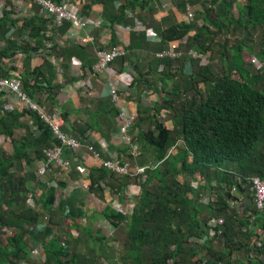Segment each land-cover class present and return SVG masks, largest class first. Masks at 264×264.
<instances>
[{"label":"trees","instance_id":"16d2710c","mask_svg":"<svg viewBox=\"0 0 264 264\" xmlns=\"http://www.w3.org/2000/svg\"><path fill=\"white\" fill-rule=\"evenodd\" d=\"M162 2L169 5V16L160 23L156 17ZM187 5L193 8L194 20L178 22L174 10L184 15ZM95 6L103 8V18L111 26L131 27L130 44L115 45L124 46L128 54L149 50L148 28L160 39L153 53L149 52L148 71L138 68L141 80L135 84L163 97L150 107H139L136 126L130 132L131 145L140 150L137 165H160L149 170L144 181L118 178L103 168L90 169L91 193L103 202L110 199L108 190L113 198L123 199L128 185H137L140 197L128 217L111 206L98 207L87 215L84 201H78L74 194L53 208L56 195L66 186L64 182H56L55 188L48 186L38 200L42 212L37 213L26 208V194L33 193L27 185L36 180V173L20 174L21 163L43 160L42 149L52 147L55 141L40 120L26 110L1 115L0 134L12 142L13 152L6 154L0 148V264H113L110 259L119 264L115 257L120 264H231L233 257L245 250L255 254L250 264H264L260 258L264 256V212L253 208L252 216L243 220L226 194L228 190L245 192L252 178L264 181V0H81V14L89 16ZM138 10L141 13L137 15ZM15 13L7 1L0 17V78L11 76L15 69L7 68L5 60L21 51L26 54L19 75L22 89L40 104L45 94L51 102L61 86L54 84L55 66L47 59L42 66L31 65L33 53L41 49L49 53L42 35L46 21L35 16L15 17ZM137 21L143 27L135 32ZM70 27L65 23L55 30L63 35ZM25 35L35 40L36 46L19 43ZM170 47L184 56L158 60L156 55ZM63 49L56 46L53 52L69 58L83 50ZM190 51L207 56L208 63L192 60ZM129 58L127 55L116 61L123 65ZM163 111L170 113L172 130L158 120ZM27 114L34 117L39 133L32 137L29 130L15 139L18 120ZM63 115L66 118L67 114ZM91 115L84 127L70 130L65 125L64 131L85 145L93 142L85 140L86 131H95L111 146L112 137L119 133L120 111L102 109ZM94 145L103 159L109 160L100 144ZM63 156L75 160L68 150ZM73 173L68 178L77 181ZM196 178L205 184L203 188L197 190L192 184ZM44 188L47 186H41ZM206 191L216 192L215 202L202 203ZM202 209L209 213L208 222L200 218ZM101 219L115 229L114 239L108 240L102 230L94 231V224ZM64 220L67 228L62 226ZM213 220L220 223L212 227ZM42 223L45 228L40 231L37 228ZM67 229L77 232V237H70ZM8 230L11 235L6 236ZM33 245L41 248L44 260L32 258Z\"/></svg>","mask_w":264,"mask_h":264},{"label":"crops","instance_id":"0c3cea01","mask_svg":"<svg viewBox=\"0 0 264 264\" xmlns=\"http://www.w3.org/2000/svg\"><path fill=\"white\" fill-rule=\"evenodd\" d=\"M80 12L82 13L81 8L79 7ZM141 11H136V14H140ZM176 17L178 19V22H182L183 15H180L177 11H175ZM131 15V14H130ZM133 15V14H132ZM92 21H100L103 18V8L101 6H95L90 11V15L87 16ZM156 21L161 22V16L157 14ZM139 30L142 29L141 27L138 28ZM136 27H134V31L136 32L138 30ZM93 31V34L97 38V43L95 45H87V46H80L74 43L73 41L65 42L59 46H57V50L61 51V48L64 47L67 49H74V51L80 52V48L83 50L82 53H79L78 56H70L69 58H61L59 55H57L56 52H52L51 56L52 59H47L46 61H50L56 68L55 73V80L54 84L61 85L60 89L58 91H54V98L51 99V102L48 100L47 95H43L41 100L44 107L49 111H59L62 115L67 114L65 121L66 126L68 129L73 128H79V126L84 127L85 123L89 122L91 120V114L96 115L97 111L105 109L107 112H112V108L117 109L118 111L123 110L126 115L130 114H137L139 113V107L141 105L143 106H152L156 102H160L162 100L163 95L154 94L151 91L147 90L140 84L132 88H130L129 83L132 81L137 82V80H141L139 78V69H141L142 72L146 73L148 71V65H147V59L150 56L151 53H153L154 48L160 43V39L157 35V33L154 32V29L148 28L146 29V42L149 45V50L143 49H137L135 51L129 52L128 57L129 61H126L123 65L121 64L120 60L113 63L108 71H105L101 74H98L96 76L89 77L88 69L90 65L95 64L96 62V49L101 44L105 48H111L115 45H129L131 41V36L133 30L130 26L126 25H110L108 23H101L100 27L95 28ZM65 34V33H64ZM63 34V35H64ZM58 40H61V38H58ZM144 44H142V47ZM56 50V51H57ZM151 52V53H149ZM50 53V52H49ZM56 53V54H55ZM44 60L41 58H35L32 59L31 65L32 67H39L44 64ZM135 74L133 76L132 74ZM76 78V80L74 79ZM109 81H113L114 84H116L119 87V93H120V102L119 104H114L110 97L109 87L108 83ZM159 89V88H158ZM89 91H92L91 95H89ZM147 91V92H146ZM76 94V95H75ZM75 95V96H74ZM93 99V100H92ZM55 100V102L53 101ZM18 108V109H17ZM17 113H21V109L19 110V107H16ZM90 112V113H89ZM20 127L15 130L14 132V138L20 139L24 137L26 134H28V131L30 130L32 133V137H36L39 133V130L37 129L36 124H34V117L30 114H27L25 116H21L20 120ZM22 124V125H21ZM71 135V134H70ZM1 136V134H0ZM75 138V137H74ZM85 140H91L95 143H100L105 148H108L106 150L103 149V153L106 154H112L114 156H118L120 160H129V153L130 149L128 146L123 145L120 141L118 134L112 137L111 139V146L110 142H106L102 137L97 134L95 131L91 132V130L86 131ZM78 140V139H77ZM0 148L6 152V154H11L13 152V145L12 142L4 141V138L2 136L0 137ZM112 150V151H111ZM31 158H34L35 155L31 152ZM110 156V155H109ZM77 157V156H76ZM84 157V155H83ZM22 171H20V174H24L28 171H35L36 173V180L31 181L27 186L32 189V192H28L26 194L27 200H26V208L33 210L37 213H41V206L40 203H38L40 197L45 194L48 190V186L50 188L51 182H53L54 178V170H51L49 165L46 166L47 168L43 169V160L34 159L31 161V164H26L22 161ZM87 167L91 168V164H86ZM74 172L72 176H76L78 179L77 181H71L74 184H80L82 182V185L88 186V189L81 188V190H78V188L70 193V196L74 194L78 197V201L83 202L86 210L88 211L87 215H92L94 212L98 211V207L102 208L105 206L113 205L111 202V198L113 199V195L109 192V190L106 192L107 198L105 202H103L101 199H98L96 202L91 196V181H88V178L83 173L79 175L78 171L76 170V167L74 168ZM197 179V178H196ZM193 179L192 184H202L199 185L200 188L204 187V183H200L199 179ZM69 183V182H68ZM63 190L68 189L67 184ZM40 185V187H39ZM46 185L47 188L41 189V186ZM81 185V184H80ZM62 190V191H63ZM85 190L90 191L89 194ZM220 189H217L216 192H218ZM61 191V192H62ZM246 191V190H245ZM215 192V194H216ZM214 194V192L212 193ZM209 192L206 191V193L203 194V196H213ZM69 196V197H70ZM252 196V194H251ZM246 194L238 192V199L240 201V205H234L232 202L229 203L234 208L236 213L245 220L249 216H246V209L243 207L244 202L246 200ZM68 198V197H66ZM252 198V197H251ZM204 204V203H203ZM124 206L127 205V203H123ZM134 206H132V203L128 205L126 208L127 212L129 214L132 213ZM254 205L252 203V206L249 208V214L253 210ZM202 214L200 215V218L204 222L209 221V213L205 209H202ZM63 225H65V220L63 221ZM254 222V221H253ZM110 225V230H105L106 227L102 225ZM100 225L101 229L98 228V230L103 231L104 237H109V235L106 233L110 231H115L113 229L112 225L103 219L99 220L94 224V226ZM93 226V227H94ZM252 229H254L253 224H251ZM41 228V229H39ZM45 228V225L42 223L41 226H38V230H43ZM67 228V227H66ZM94 229V228H93ZM113 229V230H112ZM68 230V229H67ZM97 230V229H96ZM95 230V231H96ZM258 233H262L259 229H256ZM108 231V232H106ZM113 237V234L112 236ZM264 238V237H262ZM93 246V245H92ZM35 245L31 247L33 249ZM254 252L251 251H241L236 254L231 264H250V261L255 258Z\"/></svg>","mask_w":264,"mask_h":264},{"label":"built area","instance_id":"2783aa9c","mask_svg":"<svg viewBox=\"0 0 264 264\" xmlns=\"http://www.w3.org/2000/svg\"><path fill=\"white\" fill-rule=\"evenodd\" d=\"M7 1H10L16 13L15 17L19 18H32L39 17L46 21V30L42 33L43 35V45L48 49V52L44 49L39 50L38 52L33 53L32 58H41V59H52V52L56 46H59L65 42L73 41L77 45L87 46L95 45L97 43V38L93 34L95 28L100 27L101 23H106L105 19L100 21H92L89 17L84 14H81L79 10V5H81V0H62L61 3H56L52 0H0V17L2 16V9L7 4ZM245 1V0H243ZM163 9L166 8V5L162 6ZM36 8V9H35ZM165 11L160 12L161 17L165 15ZM193 8L186 6L185 14L183 15V21L190 23L194 20ZM65 23L71 25L70 29L64 35H57V30ZM141 24L137 23L136 28H140ZM57 29V30H55ZM61 38V40H58ZM19 43L27 42L31 46H36L35 40H30L28 36H22ZM62 46V45H61ZM96 63L93 65L92 69H88L89 77H92L93 74H101L105 71H108L111 65L120 58H124L128 55V51L124 46H112L111 48H105L103 44L97 47L96 51ZM184 54L177 53L172 47L168 51H164L156 55L158 60L172 59L176 60L182 58ZM188 56L192 60H198L202 64L208 63V57L203 54H198L194 51H190ZM26 59V54L17 51L12 59L5 60L6 66L12 67L15 70L12 72L9 78H0V116L8 112L16 111V107H19V110H26L29 113L34 114L40 122L50 131L51 138L55 141L54 145L50 148L42 149L43 156V169L47 168L46 166L52 165L54 170L53 182H51L50 187H56V182L68 183L69 180L68 174L74 170V163H76L79 168L78 170L82 174L88 173V170L83 164H91L92 167L106 169L118 176H130V177H139L145 176L146 172L150 170H155L160 165L157 162L150 163L148 167H137L132 166L130 163H122L117 156L109 154L111 159H103L102 153L96 149L94 143L90 145H85L80 142L74 136L66 133L64 127L66 125L65 118L59 111H49L42 104H40L35 98H31L28 94L22 89L20 73L23 69V63ZM255 63V62H254ZM135 76V74H132ZM132 84V81L128 86ZM109 92L111 100L114 104H119L120 94L119 87L114 84L113 81L108 83ZM92 91H89L91 95ZM76 95V94H75ZM74 95V96H75ZM170 113L164 111L159 116V122L165 126V128L172 130L173 125L168 120ZM138 119L137 114L126 115L123 110H120V115L118 118L119 122V138L122 142L126 144H131V137L129 136L130 131L135 128L136 121ZM1 137V136H0ZM4 141L8 139L4 136ZM91 140V138H90ZM102 150H106L103 145H101ZM64 150H68L75 155V160L68 161L64 159ZM83 154L84 157L82 160H78L76 156L78 154ZM131 154L137 158L139 155V147L131 145ZM68 189L63 190L60 194H57L55 197V206L58 205V202L66 197L70 196V193L75 191L77 188L88 189V186L78 185L72 182L67 184ZM250 190L253 198V204L255 209L262 213L264 212V181L258 177L252 178L250 180ZM86 191V190H85ZM236 192V190H234ZM214 201V199H213ZM112 208L121 214L127 215L128 212L125 211L118 202L113 203ZM252 216V215H251ZM255 218L251 219L253 222ZM44 223L48 222V218H43ZM218 221H211L210 225L215 227L219 224ZM45 225V224H44ZM65 226V225H64ZM69 230H65L67 232ZM70 237H77V232L69 231ZM32 256L37 259L44 260L45 256L40 247L37 245L31 250ZM264 259L262 255L260 257ZM169 264H174L170 262Z\"/></svg>","mask_w":264,"mask_h":264},{"label":"clouds","instance_id":"9594fccd","mask_svg":"<svg viewBox=\"0 0 264 264\" xmlns=\"http://www.w3.org/2000/svg\"><path fill=\"white\" fill-rule=\"evenodd\" d=\"M163 5H166V8L165 9H163ZM166 10V12H164L165 13V15L164 16H162L161 17V19H165V18H167L168 16H169V5L167 4V2H162V4H159L158 5V13L157 14H159L160 16H161V14H160V12H162V11H165ZM176 11V9L174 10V12ZM183 21V20H182ZM137 23L138 24H141L140 22H136V24H135V27L137 26ZM143 26H142V24H141V28H142ZM139 30V29H138ZM170 49H171V47H170ZM258 64V63H257ZM134 86H136V84L134 83V81L132 82V84L130 85V88H132V87H134ZM147 92V91H146ZM120 94V93H119ZM164 112V111H163ZM162 113V112H161ZM31 115V114H30ZM137 115H138V113H137ZM139 116V115H138ZM169 118V117H168ZM169 120V119H168ZM171 123H172V121L171 120H169ZM120 131V130H119ZM131 132V131H130ZM119 134V133H118ZM129 136H130V134H129ZM118 137H119V135H118ZM131 137V136H130ZM120 139V138H119ZM121 141V140H120ZM122 142V141H121ZM93 143H95V142H93ZM100 144V143H99ZM122 144L123 145H126V146H128V147H130V149H131V144H126V143H124V142H122ZM95 146V145H94ZM100 146H101V144H100ZM132 146H134V145H132ZM108 149V148H107ZM106 154V153H105ZM108 156H109V154H108ZM139 156H140V150H139V155H138V157L137 158H135L132 154H131V157L133 158L132 160H120L122 163H130L132 166H137V167H140V166H138L137 165V163H136V161H137V159L139 158ZM118 157V156H117ZM78 160H82L83 159V154H78L77 155V157H76ZM119 158V157H118ZM109 159H111V157L109 156ZM74 162V161H73ZM84 166H82V167H85L87 170H88V173H86L85 175L87 176V178H88V181H86V182H90V180H89V171H90V169H92V168H97V167H91V168H89V167H87L85 164H83ZM150 165V164H149ZM148 165V166H149ZM147 166V167H148ZM49 167H50V169L51 170H53V168H51V166L49 165ZM76 167V170L78 171V173H79V175L81 174L80 173V171L78 170V168H79V166L76 164V163H74V168ZM150 170V169H149ZM148 170V171H149ZM75 171V170H74ZM108 171V170H107ZM147 171V172H148ZM110 172V171H109ZM147 172H146V175L145 176H139V177H135V178H133V177H130V176H118V175H116L118 178H131V179H133V180H135V179H138V181H144L145 179H146V177H147ZM112 173V172H111ZM114 174V173H113ZM141 178H142V180H141ZM67 180H69V182H71L70 181V179L69 178H66ZM200 183H202L201 181H200ZM80 184L82 185V182H80ZM101 185L103 186V184L101 183ZM195 185V188L198 190L199 188H200V186L199 185H202V184H199V183H197V185L196 184H194ZM135 186H137V185H134L133 183H131V184H129L128 185V187H127V189H125V192H124V195H123V199H121V197L120 196H115V198H113L112 199V202H118L119 203V205H121V207L125 210V211H127L126 210V208L128 207V205L130 204V203H132V206H135V204H136V201H137V198L138 197H140V191H139V189L137 188V187H135ZM249 189H250V187H248ZM247 190V189H246ZM251 191V190H250ZM86 192H88V194H89V192L90 191H88V190H86ZM231 192V194L233 195V197H235V198H238V192H240V191H238V190H236V192H234V190L233 191H230ZM241 193V192H240ZM244 193V192H243ZM91 197L96 201V202H98L97 201V196L96 195H94L93 193H91ZM213 196H209V197H207V196H205V197H203L202 198V203H208L209 201L210 202H215L216 201V196H215V194H212ZM252 197V196H251ZM213 199H214V201H213ZM252 199V203H253V198H251ZM204 201V202H203ZM231 202V201H230ZM123 203H127V205L126 206H124L123 205ZM254 205V204H253ZM109 206H111V208H112V205H109ZM113 210H114V208H112ZM133 209H134V207H133ZM254 209H255V207H254ZM115 211V210H114ZM252 212V211H251ZM250 216H251V213L249 214ZM122 216H124V217H128V216H130V214L128 213L127 215H122ZM64 223V222H63ZM63 227H65V226H63ZM9 235H11V231L10 230H8L7 232H6V236H9Z\"/></svg>","mask_w":264,"mask_h":264},{"label":"water","instance_id":"95a60500","mask_svg":"<svg viewBox=\"0 0 264 264\" xmlns=\"http://www.w3.org/2000/svg\"><path fill=\"white\" fill-rule=\"evenodd\" d=\"M227 194V198L234 204V205H240V201L238 198L233 197V195L231 194V192L228 190L226 192ZM246 194V200L244 202V208L246 209V216H249V208L252 206V199H251V191L249 188H247V190L245 191ZM221 243V242H220Z\"/></svg>","mask_w":264,"mask_h":264},{"label":"rangeland","instance_id":"374dc122","mask_svg":"<svg viewBox=\"0 0 264 264\" xmlns=\"http://www.w3.org/2000/svg\"><path fill=\"white\" fill-rule=\"evenodd\" d=\"M235 13H237L238 14V12H235ZM255 61H253V63H254ZM255 66H258V64L255 62ZM259 67V66H258ZM204 202V201H203ZM39 226H41V225H39ZM102 226H104V227H106V229L105 230H110V225L109 224H106V225H102ZM64 228H66V227H64ZM94 228V231L96 230V229H98V228H100L101 229V227H100V225H97V226H94L93 227ZM39 229H41V228H39ZM113 230V229H112ZM106 232H108V231H106ZM109 235V237H108V240H112V239H114V237H116L117 236V233H115L114 231H110V232H108V233H106V235ZM112 234H113V237H111L112 236ZM125 239V238H124ZM123 239V240H124ZM123 240H121V241H123ZM89 246H92L93 244H91V243H89L88 244ZM116 247H118L119 249H121V247L119 246V245H116ZM94 248H95V246H94ZM31 256H32V254H31ZM32 258L35 260V258L32 256ZM116 259H118L117 260V262L120 264V262H119V257H115ZM116 259H114V260H116ZM111 260V262L114 264V261H113V259H110ZM21 264H24V263H21Z\"/></svg>","mask_w":264,"mask_h":264}]
</instances>
